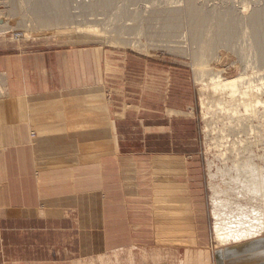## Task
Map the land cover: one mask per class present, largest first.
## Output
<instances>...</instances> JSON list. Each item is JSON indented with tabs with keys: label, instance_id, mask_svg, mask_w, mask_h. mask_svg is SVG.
I'll list each match as a JSON object with an SVG mask.
<instances>
[{
	"label": "crops",
	"instance_id": "1",
	"mask_svg": "<svg viewBox=\"0 0 264 264\" xmlns=\"http://www.w3.org/2000/svg\"><path fill=\"white\" fill-rule=\"evenodd\" d=\"M0 84V264L208 249L183 70L35 44L0 53ZM210 256L264 264V238Z\"/></svg>",
	"mask_w": 264,
	"mask_h": 264
},
{
	"label": "rangeland",
	"instance_id": "2",
	"mask_svg": "<svg viewBox=\"0 0 264 264\" xmlns=\"http://www.w3.org/2000/svg\"><path fill=\"white\" fill-rule=\"evenodd\" d=\"M112 1L109 8H102L98 6V0H67L65 10L69 21L47 27L60 34L63 29L75 31L91 28L98 32L105 30L103 38H99V41H90L68 34L29 37L35 31H46L45 26L38 22L33 13V7L39 0H0V18L4 19L5 24L9 23L7 20L12 21L11 28L14 29L12 34L0 35V53H13L20 49L27 51L35 44L49 45L54 49H99L105 54H128L145 61L164 63L175 70H183L194 91L195 104L192 113L197 146L193 156L199 163L201 175L198 180L202 181V190L198 191L197 199L200 200L199 205L205 219L202 225L207 228L210 241L208 249L200 251L208 252L210 256L212 251L228 247L219 244L213 235L212 191L214 190L220 198L218 200L222 201L221 208L225 207L233 216L243 213L249 216L256 205L264 212V194L256 195L250 190L249 178L246 176L249 169L242 168L243 163L252 168L258 165L256 158L245 159L248 156L247 152L243 153L245 145H239L246 136L237 131L227 132L229 135L223 133L226 141L218 140L224 119L217 122L207 118L204 121L200 89L208 82L207 78L218 76L221 71H230L238 77L243 73L245 65L258 62V56L251 40L248 39L252 30L246 24V19H252L264 12V0H123L124 4L122 0ZM116 4L120 7L119 12ZM122 5H125V10H121ZM148 6L150 8H147ZM190 9L206 18L203 28L198 32L194 31ZM114 10L116 14L119 13L117 17L113 14ZM227 14H233V19L239 26L234 35L215 38L221 19H224V22L230 20ZM112 16L116 18L113 24ZM18 31L27 32L28 38H24V33L15 34ZM215 65L219 70L215 69ZM251 71L249 69V73ZM6 94L0 84V97H5ZM251 124L260 127L258 136L261 143L253 147V151L256 156L263 157L261 163L264 167V118L253 119ZM221 143H224L225 147L219 148ZM232 144L238 147L237 154L232 151ZM236 157L238 165L233 164Z\"/></svg>",
	"mask_w": 264,
	"mask_h": 264
},
{
	"label": "bare ground",
	"instance_id": "3",
	"mask_svg": "<svg viewBox=\"0 0 264 264\" xmlns=\"http://www.w3.org/2000/svg\"><path fill=\"white\" fill-rule=\"evenodd\" d=\"M98 1V6L102 8L103 6L107 8L110 6L111 2H113L112 0ZM37 3L38 4L33 7V13L38 19V22L45 26L46 31H35L34 34H30L29 37H48L52 35L59 36L68 34L79 39L86 38L90 41H99V38H103L105 30L103 32H98L91 28H80L75 31L63 29L61 34L56 33L57 31H51L50 28L47 27L69 21L68 19L70 18L65 10L67 0H39ZM117 3L120 4L121 2ZM118 4H116V6H118ZM124 6L125 5H122L121 10H123V8L125 10ZM151 6L153 7V5ZM119 8L118 6L117 11ZM147 8H150V6ZM118 12L117 14H119ZM144 12L146 11L144 10ZM190 13L194 31L198 32L203 28L206 18L193 9H190ZM113 14H116V11ZM227 15L230 20L226 22L220 17L221 22L218 23L215 38L218 36L221 38L228 37L235 34L234 32H236L235 30L239 25L237 26V23L233 19V14ZM113 17L114 16H112V18ZM114 18L112 19V24L114 20L116 21V18ZM135 18L136 16L134 19ZM3 20L0 18V35L12 34L11 31L14 30L11 28L12 21L7 20L9 23L5 24ZM109 24H111V22ZM246 24L249 25L252 30L248 39L251 40L255 54L258 56V62H255L254 65L250 64L251 67L249 64L245 65L243 73L238 77H235L230 71H221L218 76L207 78L208 82H205L202 89H200V105L203 111L204 121H206L207 118L217 122L224 119V123L222 122L223 128L219 133L220 137H218L219 141H226L223 137V133L226 134L227 132L235 133L237 131L246 136L243 141H240L239 145L240 147L242 146L241 144L245 145L243 146L245 147L243 153L246 154L245 152H247L248 154L245 159H250V157L256 158L258 160V165L256 168H252L246 163H243L242 168L249 169V172L246 173V176L249 178L248 186L254 194L258 195L264 194V167H262L261 163L263 157L256 156L253 151V147H257L261 143L260 137L258 136L260 127H254L251 121L253 119L258 120V118H264L262 117L264 116V12L255 15L252 19H246ZM18 33H24V38H28L27 32L18 31L15 34ZM215 69L219 70L217 65H215ZM249 69L252 70L250 73ZM208 115L210 116L208 117ZM32 135L34 137L35 133H32ZM223 144L224 143H221L218 147L222 148V146L225 145ZM237 148L235 144H232V151H236ZM235 154H237V151ZM233 164L238 165L237 157L234 158ZM236 169L239 172L238 166H236ZM209 175L211 177V174ZM213 191L211 197L212 210H210L213 217V235L219 244L228 245V247H237L248 241L253 242L254 239L262 238V235H264V212L261 211L259 206L256 205L252 208V212L249 216L246 213L233 216V213L228 212L225 207L221 208L222 201L218 200L220 198L217 197V193ZM124 250H126L127 254L117 252L103 254L97 256L95 260L91 259L92 261L87 264H123L119 256L125 258L126 264H135L134 256L131 255L129 250ZM207 253L208 252H201L200 250L187 251L182 258H178L176 261L169 252H167L166 255H159L160 252L159 254L153 253V255L142 253L141 258H143V264H158L160 260H166V264H209V262L211 263V256H208Z\"/></svg>",
	"mask_w": 264,
	"mask_h": 264
}]
</instances>
